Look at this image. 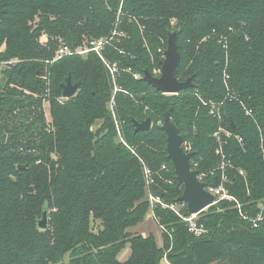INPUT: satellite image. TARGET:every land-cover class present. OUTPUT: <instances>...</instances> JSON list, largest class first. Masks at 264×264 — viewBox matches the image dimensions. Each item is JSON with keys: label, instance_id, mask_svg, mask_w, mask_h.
Segmentation results:
<instances>
[{"label": "trees", "instance_id": "1", "mask_svg": "<svg viewBox=\"0 0 264 264\" xmlns=\"http://www.w3.org/2000/svg\"><path fill=\"white\" fill-rule=\"evenodd\" d=\"M173 32L181 53L175 76L182 82L193 77L194 87L165 95L134 75L162 68ZM114 33L103 54L119 68L115 115L124 142L108 109L114 84L101 58L90 53L55 61L63 44L76 51ZM3 46L0 264H160L163 258L170 264H264V220L257 228L252 223L264 200V0H0ZM69 76L81 87L61 106L56 98ZM170 107L183 141L193 144L192 165L200 161L194 169L218 186L221 166L229 163L223 184L238 203L225 200L199 214L207 229L202 239L192 238L175 211L157 205L155 220L165 233L160 247L154 235L130 229L148 216L150 195L181 205L180 214L190 216L178 202L184 186L158 123ZM148 118L152 129L136 133L133 119ZM220 128L231 133L222 134L225 158L211 138ZM237 204L253 219H244ZM45 209L49 228L42 230ZM169 236L172 252L164 256ZM127 245L130 257L121 261Z\"/></svg>", "mask_w": 264, "mask_h": 264}, {"label": "water", "instance_id": "2", "mask_svg": "<svg viewBox=\"0 0 264 264\" xmlns=\"http://www.w3.org/2000/svg\"><path fill=\"white\" fill-rule=\"evenodd\" d=\"M178 33L173 32L169 35L168 46L165 52V60L162 64L160 77H154L148 70L145 71L143 81L152 86L155 90L165 95H178L184 90L194 87V78L182 82L176 76V70L181 62V53L178 47ZM81 87L79 82L73 83L71 76L63 85V97L71 99L77 95ZM2 97H0L1 99ZM173 107H170L164 115V122L161 129L167 135V153L168 159L171 160L177 180L184 186V192L178 199L179 203H184L190 215H198L210 208L215 199L207 190V184L202 182L197 170H193L191 160L195 156L194 152H186L184 141L180 129L172 119ZM135 132L150 131L152 129V120L150 118L143 122L133 119ZM19 169H26L19 166ZM38 227L42 230L49 228V210L45 209L42 218L38 221Z\"/></svg>", "mask_w": 264, "mask_h": 264}, {"label": "built area", "instance_id": "3", "mask_svg": "<svg viewBox=\"0 0 264 264\" xmlns=\"http://www.w3.org/2000/svg\"><path fill=\"white\" fill-rule=\"evenodd\" d=\"M117 34L114 33L113 36L108 37V38H101V39H94V40H90L87 44V48L85 49H80V50H73L70 46L63 44L60 46L59 50H58V56L55 59V61L62 59L63 57H68V56H73V55H79V56H87L90 53H95L97 56H99L102 60V62L104 63V65L108 68L109 72L111 73L112 77H115V74L117 73V69L113 66L111 67V65L107 62L103 52L105 51V49L107 48L108 45H110L112 43V41L114 40V36H116ZM161 71L162 68L160 69H155L153 72V76L154 77H160L161 76ZM144 76H141L139 74H135L134 78L136 80L139 79H143ZM208 104V103H205ZM214 106L212 105V109H211V114H215V110H214ZM222 134H225L227 138H229L231 136V133L228 132L227 130L220 128L217 133H216V137H217V141L219 143L220 146V152L222 154V157L225 158L224 154H223V144L225 142H223L222 140ZM186 150V149H185ZM186 152H189L188 150H186ZM192 166V164H191ZM230 166L229 163L226 164V162H224L221 166L222 171V180L227 181V177L225 176V169L226 167ZM193 170H195L192 167ZM147 174H149V171H146ZM241 175H244L243 171H240ZM199 179L202 182L204 181V177L205 174L202 175H198ZM223 182L218 185V186H214V185H208L207 182H205L207 184L206 190L212 194L214 196V203L212 206H215L217 204H219L222 201H235L237 202V200L230 195V193L228 192V190L225 188ZM150 200V205H151V213L153 214V217L155 219V214H154V210L157 207V205H161L162 207L165 208H170L171 210L175 211L183 220L184 222L187 223L188 226V230L189 232H191L192 234H197V235H203L205 233H207V229L206 227L199 223V214L198 215H190L188 217H184L183 215L180 214L179 210L176 209V206H169L163 203L162 199L160 197H156V196H152L150 195L149 197ZM238 203V202H237ZM183 205H185L184 203H182ZM237 207L239 209L240 215L244 218V219H248V215L247 213H245L244 211H242V207L241 204H237ZM262 212L258 215V217H256L255 219L252 220L253 226L254 227H258L260 222L263 221V212H264V200L262 202Z\"/></svg>", "mask_w": 264, "mask_h": 264}, {"label": "rangeland", "instance_id": "4", "mask_svg": "<svg viewBox=\"0 0 264 264\" xmlns=\"http://www.w3.org/2000/svg\"><path fill=\"white\" fill-rule=\"evenodd\" d=\"M121 10H122V8H120V11H119V13H118V20H117V23L119 22V20H121V18H122V16H124V15H121ZM118 36H120L121 37V39H125V38H127V35L126 34H123V33H118ZM41 42L42 43H45V42H47L48 41V37L46 36V35H42L41 36ZM60 43L61 42H63V41H59ZM85 43V42H84ZM87 45L88 44H84L80 49H85V48H87ZM5 49V46H3L1 49H0V51H3ZM80 49H78V50H80ZM85 57V56H84ZM54 60V59H53ZM52 60V61H53ZM107 60V59H106ZM107 62L110 64V62L107 60ZM111 65V64H110ZM116 69H117V72L119 71V68H118V65L117 64H114L113 65ZM112 65H111V67H113ZM112 79H113V84H114V90H113V95H112V99H111V101L108 103V109L110 110V112L112 113V115H113V117H114V119H115V123H116V130H117V134H118V137H117V139H118V141H120V142H124L123 141V131H122V129H121V126H120V124L118 123V121H117V119H116V115H115V104H116V99H115V95H116V93H117V88L115 87V81H116V78L115 77H112ZM3 78H2V76L0 75V97H2V93L4 92L2 89H1V86H2V84H3ZM69 99H65L64 97H57L56 98V101H57V103L59 104V105H61V106H65L66 104H67V102L66 101H68ZM42 111H43V113H44V117H45V119H46V123H47V125H48V127H49V132H52V130H54V128H53V117H52V115H51V111H50V103H49V100H45L44 102H43V106H42ZM159 124H163V122L162 121H159L158 122ZM103 124V122L102 121H98V122H96V124H95V126L93 127V130L97 133V131H98V129L101 127V125ZM217 133V132H216ZM216 133H214L212 136H211V138H213V139H216L217 140V137H216ZM240 141H241V139H239ZM184 149H186V150H188L189 152H193V144H192V142H190L188 139L186 140V141H184ZM21 152H22V150L21 149H19ZM204 159V158H203ZM203 159H201V161L203 160ZM37 163H40V161H38ZM192 164V163H191ZM198 164H200V161L199 160H196V162H193V165H192V167L194 166V167H198ZM26 167V166H25ZM193 167V168H194ZM27 168V167H26ZM196 170V169H195ZM250 205V204H249ZM170 206H175V205H173V204H171ZM181 205H177L176 206V209L177 208H179ZM241 207H243V205H241ZM258 207L260 208V206L258 205ZM163 208H165V207H163ZM245 213H247L248 214V217L249 218H251L250 217V211L248 210V209H246V211H244ZM250 213V214H249ZM260 214V212L257 214V217H258V215ZM255 218V217H254ZM251 219H253V218H251ZM263 220H264V213H263ZM130 231L132 232V233H135V234H139V235H143V236H149V235H154V237H155V239H156V241H157V243H158V245L160 246V247H163V241H164V236H165V233H164V229H163V227H161L159 224H158V222L154 219V217H153V214L151 213V206H150V212L148 213V216L146 217V219L142 222V223H140V224H138L137 226H135V227H132L131 229H130ZM192 236V238H194V239H202V238H206V237H204V236H202V235H197V234H193V235H191ZM169 239H170V242H172L171 243V245H170V247L169 248H165L164 249V251H163V254H164V256L166 255L167 256V253L168 254H170L172 251H171V249H172V246H173V239H172V237H170L169 236ZM195 240H193V242H194ZM131 251H130V247H129V245H127L126 246V248L121 252V254L119 255V259L121 260V261H127L128 259H129V257H130V253ZM66 261H68V256L65 258V262ZM160 264H170L169 262H168V260L166 259V258H163V259H161V261H160Z\"/></svg>", "mask_w": 264, "mask_h": 264}]
</instances>
